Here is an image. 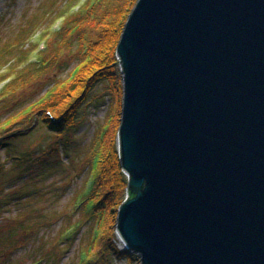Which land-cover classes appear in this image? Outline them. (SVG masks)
I'll return each instance as SVG.
<instances>
[{"label":"water","instance_id":"water-1","mask_svg":"<svg viewBox=\"0 0 264 264\" xmlns=\"http://www.w3.org/2000/svg\"><path fill=\"white\" fill-rule=\"evenodd\" d=\"M140 264H264V0H137L116 47Z\"/></svg>","mask_w":264,"mask_h":264},{"label":"rangeland","instance_id":"rangeland-1","mask_svg":"<svg viewBox=\"0 0 264 264\" xmlns=\"http://www.w3.org/2000/svg\"><path fill=\"white\" fill-rule=\"evenodd\" d=\"M60 1L0 0V62L6 58L0 65V80L4 78L0 81V89L5 88L9 79L15 80V73L8 72L12 66L13 71L16 67L19 69L16 70L19 79L30 77L27 81H33H18L17 77L15 81L20 86L13 84L12 92L3 89L0 121L14 113L9 112L16 107L17 101L36 97L48 86L47 81L65 78L75 64L71 59L77 54L78 37L63 34L59 25L61 19L52 17ZM38 51H44V60L52 58L56 64L48 63L50 67L39 70L42 73L35 67L34 72L14 64V59L22 52L27 61H33ZM119 67L118 62V80L122 84ZM105 85L102 82L95 84L80 106L74 128L60 140L38 122L31 128L21 123L8 128L7 132L11 130L13 136L7 146L0 148L7 187L0 192V264L75 263L79 244H85L91 228L90 222L83 220L86 218L84 213L80 216L76 212L78 208L74 204L88 190L93 175L87 166L91 144L113 106L119 105L118 92H110ZM50 143L52 153L48 149ZM12 156L18 159L13 160ZM18 165L26 169L18 173ZM5 192L13 193V197L5 196ZM79 224L73 244L68 249L66 246L61 249L64 244L58 243L63 239L61 234L70 228L65 232L64 229L69 225L78 229ZM6 234L11 238L7 239ZM115 240L119 250H126L120 247L117 238ZM53 246L58 250H52ZM130 253L137 261L129 263L126 259H117L116 264H140L137 254Z\"/></svg>","mask_w":264,"mask_h":264},{"label":"trees","instance_id":"trees-1","mask_svg":"<svg viewBox=\"0 0 264 264\" xmlns=\"http://www.w3.org/2000/svg\"><path fill=\"white\" fill-rule=\"evenodd\" d=\"M136 1L61 0L53 10L52 17L61 19L59 25L63 34L78 37L77 54L75 59H71L75 64L70 67L65 78L57 77L52 81H47L45 84L48 86L36 97H25L20 99V102L17 101L16 107H13L9 112L14 113L0 121V148L9 144L13 132L11 130L7 132V130L16 123L31 128L34 122H38L52 131L55 137L60 140L69 135L74 128L80 106L96 83H105L107 90L118 92L119 105L113 106L102 130L97 133L98 135L90 147L87 166L90 167L93 175L88 190L80 196V199L78 197L77 203L74 204L78 208L75 209L76 212L80 213V216L84 213L86 218L83 220L89 221L91 228L85 244H79V252L74 264H116L117 259H126L129 263H132L133 260L137 261L132 257L130 251L119 250L115 245V217L128 189V179L120 166L116 142L122 97V84L118 80L116 47L126 18ZM60 43L63 44V41ZM22 54L14 59L16 61L14 64L21 65V69L31 68L33 70L35 67L39 71L50 67L48 63L56 64L57 62L52 58L44 60V51L36 52L34 54L36 59L30 60L31 62L27 61ZM4 62H6V58L0 62V65ZM12 67L8 72L15 73L16 80L18 77L16 70L19 69L16 67L13 71ZM28 79L30 77L22 79L18 77V81H27ZM3 80L4 78L0 81ZM15 80L9 79V83L11 81L12 83L6 84L5 88L12 92L13 84L20 86ZM27 82L33 83L31 80ZM5 88L1 87V94ZM31 120L33 121L31 122ZM59 145L61 144L59 143ZM51 146L50 143L49 153H52ZM16 158L18 159L17 156L11 157L13 160ZM3 163L0 161V192L7 188L4 182ZM16 169L19 173L26 168L18 165ZM7 192H5V196L13 197V193ZM1 204L0 201V207ZM77 222L80 223L78 220ZM73 225H69L64 229V232L70 229L61 234L63 239L58 242L64 243L61 249L65 246L68 249L73 244L80 224L78 229ZM6 238L10 239L11 235L6 234ZM52 250H58V247L53 246Z\"/></svg>","mask_w":264,"mask_h":264},{"label":"bare ground","instance_id":"bare-ground-1","mask_svg":"<svg viewBox=\"0 0 264 264\" xmlns=\"http://www.w3.org/2000/svg\"><path fill=\"white\" fill-rule=\"evenodd\" d=\"M125 197H126V196H125ZM116 238H117L118 241H119L120 247H121V248H125V247H124V244H123V242H122V240L119 239L117 236H116Z\"/></svg>","mask_w":264,"mask_h":264}]
</instances>
